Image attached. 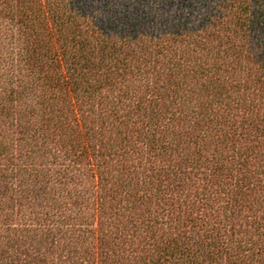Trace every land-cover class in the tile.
<instances>
[{
  "label": "trees",
  "instance_id": "trees-1",
  "mask_svg": "<svg viewBox=\"0 0 264 264\" xmlns=\"http://www.w3.org/2000/svg\"><path fill=\"white\" fill-rule=\"evenodd\" d=\"M0 264H264V0H0Z\"/></svg>",
  "mask_w": 264,
  "mask_h": 264
}]
</instances>
